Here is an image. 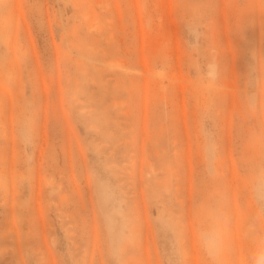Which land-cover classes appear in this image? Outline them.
<instances>
[{"label": "rangeland", "instance_id": "rangeland-1", "mask_svg": "<svg viewBox=\"0 0 264 264\" xmlns=\"http://www.w3.org/2000/svg\"><path fill=\"white\" fill-rule=\"evenodd\" d=\"M0 264H264V0H0Z\"/></svg>", "mask_w": 264, "mask_h": 264}]
</instances>
